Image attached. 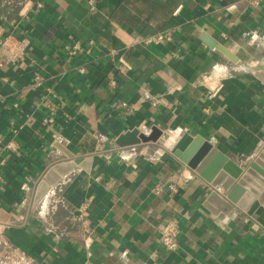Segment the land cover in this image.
Here are the masks:
<instances>
[{"label": "crops", "instance_id": "1", "mask_svg": "<svg viewBox=\"0 0 264 264\" xmlns=\"http://www.w3.org/2000/svg\"><path fill=\"white\" fill-rule=\"evenodd\" d=\"M156 33L171 41L142 43ZM257 71L264 0H0V243L41 264H264V186L244 189L248 208L262 198L251 213H214L204 205L213 188L172 153L183 134L200 136L243 173L264 147ZM133 128L161 134L118 146ZM69 158L88 167L32 208L38 180ZM51 190L65 204L54 214ZM167 220L174 251L159 239Z\"/></svg>", "mask_w": 264, "mask_h": 264}, {"label": "water", "instance_id": "2", "mask_svg": "<svg viewBox=\"0 0 264 264\" xmlns=\"http://www.w3.org/2000/svg\"><path fill=\"white\" fill-rule=\"evenodd\" d=\"M202 39L209 47L217 49L234 60L233 55L215 39L208 36H203ZM255 76L264 81V71L255 72ZM160 134L161 130L158 128H152L148 135L139 133L136 128H133L120 134L115 139V143L123 147L141 142H155ZM172 153L213 188L204 201V205L212 212L226 213L237 206L248 209V213H251L262 199L260 196L258 202L250 208L243 204V201L249 198V194H246L244 189L255 195L260 187L259 184L264 186V147L243 173V169L238 164L209 142L202 140L200 136L192 138L189 134H183L172 148ZM87 161L89 162V159L69 158L53 163L36 183L32 193L31 207L35 208L50 188L76 165L87 168L88 166H85ZM254 180L258 183L256 184ZM218 189L225 194H220ZM241 195H244L243 198H240ZM8 219V213L0 209V221L6 222ZM2 227L0 226V230Z\"/></svg>", "mask_w": 264, "mask_h": 264}, {"label": "built area", "instance_id": "3", "mask_svg": "<svg viewBox=\"0 0 264 264\" xmlns=\"http://www.w3.org/2000/svg\"><path fill=\"white\" fill-rule=\"evenodd\" d=\"M255 3L259 0H253ZM2 3L8 7H15L23 9L26 6L35 4L37 7L41 5V0H2ZM6 39L3 41L6 44ZM163 41H171L169 35L163 33H156L143 38V44L155 43L158 44ZM69 53H73L72 50ZM121 106H125L124 102L120 103ZM167 187L171 191L177 189V181L172 178L170 184ZM163 190L162 185H156L153 187L152 191L154 194H159ZM50 202L48 204V213L54 214L59 208L64 207V202L61 196L57 194L56 191L51 190ZM177 234L178 226L175 220H167L163 223L159 231V239L167 251H174L177 248ZM0 264H41L32 255L28 254L22 248L12 245L8 242L0 243Z\"/></svg>", "mask_w": 264, "mask_h": 264}]
</instances>
